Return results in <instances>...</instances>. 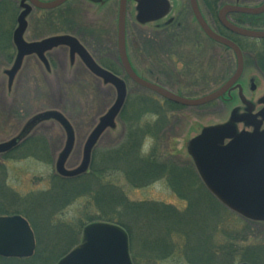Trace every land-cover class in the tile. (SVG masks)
<instances>
[{
  "label": "rangeland",
  "instance_id": "obj_1",
  "mask_svg": "<svg viewBox=\"0 0 264 264\" xmlns=\"http://www.w3.org/2000/svg\"><path fill=\"white\" fill-rule=\"evenodd\" d=\"M131 1L127 12L126 48L129 62L139 77L151 83H164L160 72L165 67L173 76H183L189 86L187 88L180 83L175 89L183 96L197 99L214 92L234 75L237 67L235 54L203 36L192 16L188 0L171 2L172 13L177 16L182 11L189 35L194 36L193 40L196 41L199 38L203 44L197 59L189 61L193 69L187 73L184 62L191 60L195 52V48L187 43L189 38L184 40L182 48H178L181 49L180 53L173 56L172 61L165 60L157 48L146 45L147 39L153 35L157 38L164 20L172 13L163 20L146 23L139 18L141 0ZM210 2V7L217 9L233 4L257 8L264 0ZM207 3V0H198L204 14L209 13ZM22 4L28 6L26 0H4L0 5V13H8L7 17L2 18L0 36L3 26L11 25L12 34L6 42L14 41L15 45L13 32L18 27L17 18L22 12ZM119 5V0L112 3L111 9L110 5L100 8L81 0H70L61 9L71 8L70 21L69 18H57L51 26L47 24L49 11H36L31 19L28 16L24 18L29 19L30 27L28 33L22 36L27 44L31 40L40 43L53 37L75 39L86 57L124 85L126 107L119 111L114 110L120 99L116 86L90 71L81 54L72 47L62 45L42 55H26L18 70L13 72L19 57L17 45L10 44V49L4 50L5 44L0 42V145L15 139L23 142L19 149L0 157V212H4L0 213V217L22 216L33 226L36 251L23 264H60L73 248L82 244L88 229L118 226L114 223V220H118L115 213L101 216V208L92 199H95V192H98V204L105 208L117 209L116 201L112 198H117L121 193H124L128 206L142 204L140 212L127 210L131 212L130 237L123 227L118 226L128 237L132 264H211L213 261V264H264V221L245 218L215 198L229 213L218 210L207 195L201 193V185L205 190L206 187L197 175L181 177L177 174L169 177L166 170L169 166L177 165L179 168L193 164L190 144L208 128L233 126L238 132L251 130L246 124L232 123L231 117L237 113L242 118L249 108L257 115L258 110L264 107V77L259 73L254 59L264 56L263 43L231 38L244 47V72L237 86L223 99L200 107L167 104L153 92L133 83L121 67L118 55ZM81 9L87 10L88 16L80 14L83 12ZM104 10L106 12L102 16ZM59 12L56 11L54 15ZM208 18L211 20V17ZM37 21L42 23L37 26ZM213 26L214 30L229 37L224 34L216 17ZM249 26L255 28L254 25ZM6 53L9 58L4 61L1 55ZM50 55L57 60L48 63ZM150 70L154 75H150ZM46 78L55 87L53 93ZM251 79H254L257 87L254 92L250 89ZM52 114L59 115L63 121L55 119ZM109 115L110 122L104 126L94 143V150L89 154L94 155L91 163L96 160L95 171H100L102 166L104 169L115 158L113 170L108 165L101 174L96 171L97 175L89 172L87 176L76 177L73 174L85 163L93 135L105 124ZM164 123L167 124L164 128L172 127L173 132L169 142L166 140L162 145L160 131ZM70 132L72 144L69 143ZM136 133H141V136L144 133L146 137L137 136ZM162 133L164 137L163 130ZM133 140L137 145L132 146L126 162V158L120 157V154H107ZM67 153L68 156L64 157ZM141 155L145 161L137 160ZM154 159L162 161L155 165L162 163L160 165L166 169L160 165L149 167L148 161L152 163ZM61 161L63 166L59 169ZM154 167L157 168L153 174L149 169ZM60 170L65 174H61ZM83 186L85 189L89 187V192L93 194L86 197L81 193ZM66 189L71 193H68L69 196L65 194ZM70 197H77L72 204ZM213 232L217 247L215 259L210 254L212 245L207 244Z\"/></svg>",
  "mask_w": 264,
  "mask_h": 264
},
{
  "label": "water",
  "instance_id": "obj_2",
  "mask_svg": "<svg viewBox=\"0 0 264 264\" xmlns=\"http://www.w3.org/2000/svg\"><path fill=\"white\" fill-rule=\"evenodd\" d=\"M27 1L30 5L25 6V11L19 19V28L14 33L19 57L13 72L18 70L22 59L26 55L35 53L42 55L45 51L54 47L68 45L81 54L86 65L95 74L116 86L120 99L114 110L119 111L125 100L124 85L113 75L99 69L86 57L75 39L58 37L46 39L40 43L28 44L23 40L22 36L26 28L24 18L30 13L32 7L45 11L54 10L64 5L68 0H54L51 2ZM88 1L95 4L102 2V0ZM189 3L198 24L205 34L214 42L230 49L236 56V72L220 89L203 98L191 100L177 96L164 88L141 79L130 65L126 50L128 0H120L118 52L125 74L135 84L176 105L200 107L223 98L234 88L244 72V56L238 45L218 35L208 27L201 14L197 0H189ZM169 10L170 3L168 0H141L139 3V18L143 22H151L164 17ZM230 14L259 16L264 14V4L258 8L227 5L221 9L218 16L222 26L231 33L249 39H264V31L248 30L230 23L227 18ZM252 90H255L254 85ZM235 115V113L232 115L233 123L246 122L252 131L238 133L233 126L208 128L192 140L190 153L202 181L214 197L245 218L264 221V128L262 129L264 125V108L257 116L247 115L239 119ZM51 116L63 121L59 115L52 114ZM110 116H107L105 124L96 130L88 145L85 163L73 175L77 176L87 171L90 163L89 153L95 145L97 137L104 130V126L110 122ZM69 135V143L72 144V133L70 132ZM16 145L17 140L2 144L0 145V153L10 152ZM67 156L68 153L64 154V157ZM62 162L58 166L59 169H62ZM60 173L65 174L61 170ZM35 250V234L25 218L21 216L0 217V257L6 259H27L33 257ZM60 264H132L129 255L128 237L116 226L90 228L86 231L82 244L73 248Z\"/></svg>",
  "mask_w": 264,
  "mask_h": 264
},
{
  "label": "flooded vegetation",
  "instance_id": "obj_3",
  "mask_svg": "<svg viewBox=\"0 0 264 264\" xmlns=\"http://www.w3.org/2000/svg\"><path fill=\"white\" fill-rule=\"evenodd\" d=\"M4 0H1L0 1V5L2 4V2H3ZM40 1H48V0H40ZM70 0H68L64 5H62L61 7H59V8H57V9H55V10H48L49 12H47L50 16H49V19L47 20V24L48 25H51V26H53V24H54V22H55V20L57 19V18H62V17H64V18H69V21H70V16H72V11H71V8H67V9H63V10H61L62 9V7L63 6H66V4L69 2ZM81 1H83V2H85V3H88V4H90L91 6H98V7H100V8H105L107 5H110V9H111V7H112V3L113 2H115V1H117V0H102V2L101 3H99V4H95V3H91V2H89V1H87V0H81ZM120 1V0H119ZM169 2H170V5H171V8H172V4H171V2H172V0H168ZM208 1V3L206 4L207 6V10H208V12L209 13H207V14H204V12H203V10H201V14H202V16H203V18H204V20H205V22H206V24L208 25V27L210 28V29H212V30H214L215 29V27L213 26L214 25V22H215V16H214V14H213V12H212V10H211V8H210V5H209V3H211L210 1H212V0H207ZM27 2V1H26ZM129 3H132V1L131 0H128V5H129ZM22 6V7H21ZM20 7L22 8V12L25 10V4H22V5H20ZM209 7V8H208ZM210 9V10H209ZM221 8H219V10H220ZM60 10V12L59 13H57L56 15H54V13L56 12V11H59ZM82 10V9H81ZM80 10V11H81ZM219 10H218V13H219ZM36 11H42V10H40V9H38V8H34V7H32L31 8V12L29 13V15H27L29 18L31 17H33V13L34 12H36ZM83 12H80V14L81 13H83V15L85 14V15H87L88 16V13H86L87 12V10L85 11V9H83L82 10ZM22 12L20 13V14H18V27H19V19H20V17H21V15H22ZM105 12H106V10H104L103 12H101V14H102V16L103 15H105ZM170 12L172 13V11H171V9H170ZM169 12V13H170ZM168 13V14H169ZM191 13H192V16H193V18H194V20L196 21V23H197V25L199 26L198 28L200 29V31L202 32V34H203V36L205 37V38H207V39H209L208 38V36L205 34V32L201 29V27H200V25L198 24V22H197V20H196V18H195V16H194V13L192 12V10H191ZM218 13H217V15H216V18H217V22L222 26V24L220 23V21H219V18H218ZM2 16H1V18H0V24L2 23V18H3V16L5 17H7L8 15V13H6V11H2L1 13H0ZM167 14V15H168ZM166 15V16H167ZM206 15V16H205ZM264 15V14H263ZM263 15H261V16H257V17H255L254 18V16H246V15H241V14H230V15H228L227 16V18H228V20L231 22V23H233V24H235V25H238V26H241V27H246V28H248V27H250L249 25H254V29H259V28H264V24H262L263 23V21H264V16ZM27 16H26V19H27ZM82 16V15H81ZM165 16V17H166ZM208 16L209 17H211V20L213 21H211L209 18H208ZM245 16V17H244ZM30 18V19H31ZM108 19L110 18V13H109V15H108V17H107ZM164 18V17H163ZM163 18L161 19V20H163ZM25 22H26V28H25V31H24V34L23 35H26L27 33H28V29H29V27H30V25H29V19H28V21L27 20H25ZM184 18H182V11H180V13L176 16V15H174L173 13H172V15L170 16V17H168V18H166L165 20H164V23H163V26H162V28L159 30V32L157 33V38H155V35H153L150 39H147V42H146V45H148L149 46V48H150V46L152 45L153 46V48H157V50H158V52H160L162 55H164V58H165V60H169V61H172V58H173V56H177L179 53H180V50H178V48H182V44H183V42H184V40L187 38H189L188 40V42L187 43H189V46H191L192 48H195V52H193V54H192V58H191V60H185V62H184V65H185V73H187V72H189V71H191L193 68L191 67L192 65L190 64V62L189 61H192V60H194L195 61V59H197V57H198V55H200V49H201V47L203 46V44L201 43V41L199 40V38L197 39V41L196 40H193L194 39V36H190L189 35V32H188V30H189V28L188 27H186V25L184 24ZM42 23V21H37L36 22V25L37 26H39L40 24ZM258 26V27H257ZM9 27V28H8ZM0 28H1V26H0ZM222 28H223V30L225 31L224 32V34L226 33L229 37H227V36H224V37H226V38H228V39H230V40H232L231 38H242V37H239V36H237V35H235V34H233V33H231L230 31H228L227 29H225L223 26H222ZM2 31V36H0V42L2 43V45L3 44H5V46H4V50H8V49H10L9 48V46H10V44L11 45H13V46H16L15 44H14V41L13 42H11V43H9V42H6V40H7V38H9V36H10V33L12 34V29H11V25H4L3 26V30H1ZM215 32H217L218 34H220L217 30H214ZM15 32V31H14ZM14 32H13V36H14ZM127 34V33H126ZM83 35L84 36H86V33L85 32H83ZM222 36H223V34H221ZM150 37V36H149ZM92 38V37H91ZM195 38H196V36H195ZM2 39H4V40H2ZM244 40H246L247 42H250L249 40H251V39H248V38H243ZM45 40V39H44ZM28 41V40H27ZM256 41H261L262 43H263V45H264V39H261V40H256ZM36 42H38V40H34V41H29V43H36ZM233 42L234 43H236L234 40H233ZM127 43V42H126ZM154 44V45H153ZM237 44V43H236ZM157 47H156V46ZM238 45V44H237ZM239 46V45H238ZM177 47V48H176ZM240 47V46H239ZM153 48H151V50H155V49H153ZM240 49H241V47H240ZM228 50H230V49H228ZM242 50V49H241ZM242 52H243V50H242ZM1 57H2V59L4 60V61H7V59L9 58V55L6 53V54H4V55H1ZM55 56L54 55H50L49 57H48V63H49V61H51L52 60V62L53 61H56L55 59ZM58 58V57H57ZM264 58V56L263 57H261L260 56V58L259 59H257V58H254L255 59V63H256V67H257V69H258V71H259V73L264 77V71H263V61H262V59ZM54 59V60H53ZM45 60V59H44ZM119 60H120V58H119ZM40 62H42L43 64H44V61L43 60H40ZM208 62H209V64L211 63V61H209V59H208ZM244 63H245V59H244ZM175 70V69H174ZM149 73H150V75H154V73H152L151 72V70L149 71ZM185 73H181V74H185ZM160 76L164 79V83H154V84H156V85H158V86H160L161 88H164L165 90H168L169 92H171V93H173V94H175V95H177V96H180V97H183V98H188V96H183L182 94H180L179 93V91H177L176 89H175V87L177 86V84L178 85H180V83H181V85L182 86H184V87H187V88H189V86H188V84L186 83V80L185 79H183V76H182V78H180V76H178L177 74H175L174 76L171 74V73H169L168 71H167V69L164 67V69L162 70V72H160ZM174 79V80H173ZM144 80H146L145 78H144ZM179 80V81H178ZM146 81H149V80H146ZM229 81V80H228ZM251 82H250V89H251V91L252 92H254V91H256V89H257V87H256V85H255V82H254V79H251L250 80ZM46 82H49V80H48V78H46ZM150 82V81H149ZM153 83V82H152ZM253 83V84H252ZM225 84V83H224ZM223 84V85H224ZM49 85H51L50 87H49V90H50V92H54V90H55V87L52 85V83L51 82H49ZM222 85V86H223ZM255 86V90H252V86ZM171 86H173L172 88H171ZM222 86H220V87H222ZM237 86V85H236ZM219 87V88H220ZM218 88V89H219ZM235 88V87H234ZM233 88V89H234ZM217 89V90H218ZM232 89V90H233ZM148 91V90H147ZM216 91V90H215ZM191 99V98H190ZM223 99V98H222ZM213 103V102H212ZM4 104V103H3ZM167 104H168V102H167ZM211 104V103H210ZM2 106V101H1V95H0V107ZM5 106H3V108H4ZM183 107V106H182ZM124 108V107H123ZM264 107H262V109H263ZM262 109H260V110H258V114L260 113V111L262 110ZM253 112V109L251 108H249L248 109V111H247V114L246 115H244L243 117H245V116H247V115H254L255 113H252ZM257 113V112H256ZM257 114V115H258ZM257 115H254V116H257ZM236 117L237 118H239L238 116H237V113H236ZM242 117V118H243ZM241 118V117H240ZM168 120H166V122H167ZM243 124H246V123H240L239 125H243ZM247 125V124H246ZM164 127H167V124L166 123H164V126L162 127V129H161V131H160V135L162 136V138H160L161 139V144L163 145L165 142H166V140H167V142H169V140H170V138H171V133L173 132V130H172V127L171 128H164ZM249 127V126H248ZM164 128V129H163ZM250 128V127H249ZM264 128V125H263V127H262V129ZM251 129V128H250ZM162 130L164 131V137H163V133H162ZM251 131V130H250ZM166 132H167V134H168V136L166 135ZM249 132V131H248ZM145 137H146V135H144ZM17 142H18V145L16 146V148L15 149H19V147L22 145V143L23 142H21V141H19V140H17ZM169 144V143H168ZM94 147H95V145H94ZM93 147V148H94ZM96 149V148H95ZM92 150H94V149H92ZM10 153H12V152H10ZM10 153H5V154H0V157L2 158V157H5V156H7L8 154H10ZM94 153V152H93ZM92 157H93V154L91 153V159H92ZM174 157V156H173ZM144 158V156H138V160L140 161V160H142V161H145V159H143ZM156 162H162L161 160H153L152 161V163L150 162V161H148V166L149 167H152V166H159L160 164H162V163H158V165H155L156 164ZM161 166V165H160ZM177 166V165H176ZM173 167V166H169L168 167V169H166V167H162L163 169H166L167 171H169L167 174L169 175V177H173V175H180L181 177H187V176H191V174L192 175H197V177L198 178H200L199 177V174H198V171H197V168H196V166L194 165V162H193V164H191L190 165V163H188V164H185L184 166H182V167ZM157 167H154V168H152V169H149L152 173L153 172H156V170H155V168H157ZM160 167V168H161ZM147 169V170H148ZM88 172V173H87ZM89 172H91L90 171V169H89V171H86L84 174H82L81 176H83V175H87V174H89ZM154 174V173H153ZM200 180V179H199ZM171 206V205H170Z\"/></svg>",
  "mask_w": 264,
  "mask_h": 264
},
{
  "label": "trees",
  "instance_id": "obj_4",
  "mask_svg": "<svg viewBox=\"0 0 264 264\" xmlns=\"http://www.w3.org/2000/svg\"><path fill=\"white\" fill-rule=\"evenodd\" d=\"M211 8V7H210ZM212 9V12H213V14H214V16L216 17V15H217V13H218V10L219 9H217V8H214V7H212L211 8ZM264 16V15H263ZM245 17V16H244ZM255 18V17H254ZM262 24H264V21H263V23ZM258 27V26H257ZM236 42V41H235ZM240 47H241V49L243 50V45L242 44H240L239 42H236ZM262 61H263V64H264V58L262 59ZM263 69H264V67H263ZM171 105H173L172 103H171ZM126 107V105L124 106V108ZM136 135L137 136H141V133H136ZM144 133H142V136L144 137ZM141 136V137H142ZM135 145H137V143H135V141L133 140L132 141V143H126V144H124V146H122L119 150H117V151H110L109 153H107V154H115V155H118V154H120V157H124V158H126L124 161L126 162L127 160H128V156H129V154H130V152H131V150H132V146H135ZM93 158H94V155H93ZM114 160H115V158H113V159H111L110 161H109V163L106 165V167H104V169H103V166H102V168L100 167V171H97V169H96V171L99 173L100 172V174L102 173V171H104V170H107V167H108V165H110V168H111V170H113V163H114ZM137 160H138V157H137ZM106 162V161H105ZM91 168L93 169V170H91V173L93 174V175H95L96 174V171H95V169L94 168H96V160L94 159V160H92V163H91ZM94 171V172H93ZM97 173V174H98ZM91 174V175H92ZM96 174V175H97ZM90 175V176H91ZM84 176H87V175H83V177ZM95 177H97V176H95ZM66 180H68V179H66ZM80 180H82V179H80ZM79 181V180H78ZM56 184H57V182H56ZM60 184V183H59ZM1 188L4 190L5 188H3L2 186H1ZM56 189V188H55ZM80 189H81V187H80ZM86 189H88V191H86ZM84 188V186L82 187V190H81V193H83L86 197H88L89 195L91 196L92 194H93V192L91 193V192H89V187H87V188ZM71 194L70 193V191L69 190H67L66 189V193L65 194ZM98 192H95V195H94V197H95V199L92 197V199L95 201V203H96V205H97V207L98 208H101V211H102V215L101 216H103L104 217V215L106 216V215H112V214H116V216L118 215V217L116 218L114 215H113V217L114 218H116V219H118V220H114V223L116 222L117 224L116 225H118V226H121V227H123L127 232H128V234H129V237H130V232L132 231V223L129 221V216H130V214H131V212H128L127 210H131L132 211V209H136L137 211H139V210H142V208H143V206H142V204H138V206L136 205V207H133V206H128V204H125V201L127 200L126 199V197H125V195H124V193H121V195H118L117 196V198L116 197H114V198H112V199H114L115 201H116V204H117V209H114V207L112 208V207H110V208H105V206H100L99 204H98V202H97V200H96V194H97ZM201 193H203L204 195H207V197L209 198V201H211V203L214 205V207H216V208H218V210H221V211H224V212H226V213H229V211L221 204V203H219L208 191H206L205 189H203V187H202V185H201ZM69 194H68V196H69ZM60 196V195H59ZM80 196H82V195H77V197H80ZM84 196V197H85ZM76 197V198H77ZM71 198V200L69 201L70 202V204H72V203H74L75 202V200H76V198L75 197H70ZM73 198V199H72ZM67 203H68V197H67ZM125 206H124V205ZM160 205V204H159ZM113 206H114V204H113ZM121 206V207H120ZM155 208H157V207H155ZM113 209H114V211H113ZM157 209H155V211H156ZM190 211H192V207H190ZM228 211V212H227ZM140 212V211H139ZM214 212H217L216 210H214ZM0 213H4V212H0ZM122 213H126V215L125 216H123L122 215ZM1 215V214H0ZM107 217V216H106ZM123 218V219H122ZM111 221V220H110ZM113 223V222H112ZM123 223V224H122ZM32 225V224H31ZM48 225H49V223H48ZM51 226V225H50ZM33 227V226H32ZM214 232H215V227H214ZM214 232H213V235H212V238H210V236H209V241L207 240V244L208 245H212V253H210V254H212L213 255V258L215 259V255L217 254H215V250H216V248H215V239H214V237H215V235H214ZM131 240V239H130ZM168 244V243H167ZM156 247V246H155ZM189 247V245H187V248ZM24 261H26L25 259H5V258H1L0 257V264H23V262ZM194 262H195V260H194ZM193 263V262H192ZM213 263H214V261H213ZM213 263H211V264H213ZM210 264V263H209Z\"/></svg>",
  "mask_w": 264,
  "mask_h": 264
}]
</instances>
